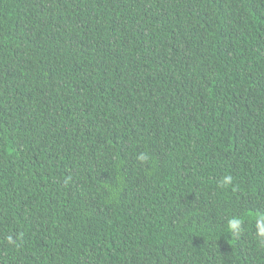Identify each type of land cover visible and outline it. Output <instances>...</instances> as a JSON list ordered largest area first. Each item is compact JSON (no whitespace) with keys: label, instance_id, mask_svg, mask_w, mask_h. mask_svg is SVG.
<instances>
[{"label":"trees","instance_id":"1","mask_svg":"<svg viewBox=\"0 0 264 264\" xmlns=\"http://www.w3.org/2000/svg\"><path fill=\"white\" fill-rule=\"evenodd\" d=\"M261 214L264 0H0V264H264Z\"/></svg>","mask_w":264,"mask_h":264},{"label":"clouds","instance_id":"2","mask_svg":"<svg viewBox=\"0 0 264 264\" xmlns=\"http://www.w3.org/2000/svg\"><path fill=\"white\" fill-rule=\"evenodd\" d=\"M138 160H140L141 162H145L148 160V157L145 154H140L138 156ZM231 183H232V177L230 175L225 176L223 178V181H222L223 185H228ZM255 219H256V226L258 230L257 232L258 238L261 240V242H264V214L258 215ZM242 224H243V221L241 219L234 217L228 221L227 229L228 231L232 233H239L242 229ZM8 239H9V242H13L11 237H9Z\"/></svg>","mask_w":264,"mask_h":264}]
</instances>
